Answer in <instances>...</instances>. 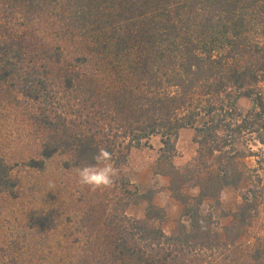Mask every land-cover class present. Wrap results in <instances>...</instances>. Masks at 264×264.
<instances>
[{
	"label": "trees",
	"instance_id": "1",
	"mask_svg": "<svg viewBox=\"0 0 264 264\" xmlns=\"http://www.w3.org/2000/svg\"><path fill=\"white\" fill-rule=\"evenodd\" d=\"M133 22L147 25L137 33L147 57L121 75L128 87L105 89L97 54L110 56L120 46L113 32ZM239 98L250 101L246 112L237 110ZM1 106L36 135L31 169L60 155L71 171L95 164L101 148L112 154L118 175L111 187L92 191L77 263L216 264L230 248L234 264H264V230L253 246L238 243L264 207V0H0ZM184 129L194 130L201 159L203 151L217 154L215 167L192 168L197 157L173 165ZM153 137L162 145L156 173L170 179L171 199L182 206L169 235L154 196L139 194L120 174L130 151ZM236 141L244 150H235ZM252 142L257 152L245 148ZM248 157L257 158L251 172ZM10 170L0 157V195L15 188ZM240 185L246 191L220 240L201 206ZM186 187H197L198 196ZM140 201L144 220L128 215Z\"/></svg>",
	"mask_w": 264,
	"mask_h": 264
},
{
	"label": "rangeland",
	"instance_id": "2",
	"mask_svg": "<svg viewBox=\"0 0 264 264\" xmlns=\"http://www.w3.org/2000/svg\"><path fill=\"white\" fill-rule=\"evenodd\" d=\"M133 23L122 31L113 32L111 35L113 43L120 46L112 47L110 56L103 57L101 51L97 52V58L100 60V80L105 89L128 87L124 85L125 81L121 75L129 76L130 70L138 63L137 60L147 57V41L138 35L139 30L146 29L147 25ZM92 47L91 50L94 51ZM120 48L123 49V53H118ZM250 105L246 98H239L236 102V108L240 112L249 110ZM194 134L192 129L180 131L175 141L176 155L172 160L173 165L185 167L197 157L198 161L192 168L197 166L202 169L199 166L203 162L207 166L215 167L217 154L210 157L203 151L201 159L197 154L198 147L193 142ZM35 136L34 131L21 117L7 107H0V157L10 167V176L15 184L13 190L0 195V264H82L77 263V260L81 258L80 249L85 241V237L82 236L85 230L83 218L95 203L93 190L78 183L76 170L63 169L65 159L60 155L46 161L43 170L29 168L27 165L29 160L38 158V141ZM161 148V138L153 137L146 146L132 149L128 164L121 168L120 174L139 194L154 196V204L166 213V221L160 228L169 235L181 217L182 206L171 199L170 179L156 173ZM234 148L238 152L244 150L239 141L234 143ZM245 148L257 152L261 146L252 142ZM245 152L248 153V150ZM256 160L257 158L248 157L243 161L249 172L254 169ZM49 181L54 182L53 187L49 186ZM246 188L247 185H240L236 190H224L217 198L204 199L201 213L213 217L212 230L219 234L220 240H225L223 229L232 225L231 214L241 203V195ZM184 193L197 197L199 189L186 187ZM145 208L146 203L140 201L137 206L130 209L128 215L144 220ZM259 210L257 223L238 242L243 246L246 244L253 246L254 241L251 238L264 230V207H260ZM223 254L216 264H234L232 261L238 260L234 249L229 248ZM186 260L185 258L177 264H182ZM211 262L212 260L207 264ZM196 264L202 263L200 261Z\"/></svg>",
	"mask_w": 264,
	"mask_h": 264
},
{
	"label": "clouds",
	"instance_id": "3",
	"mask_svg": "<svg viewBox=\"0 0 264 264\" xmlns=\"http://www.w3.org/2000/svg\"><path fill=\"white\" fill-rule=\"evenodd\" d=\"M93 159L95 164L77 167L78 183L93 191L111 187L119 171L112 163V154L107 149L101 148ZM49 186L53 187L54 182L49 181Z\"/></svg>",
	"mask_w": 264,
	"mask_h": 264
}]
</instances>
